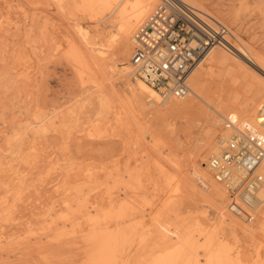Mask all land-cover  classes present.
<instances>
[{"label":"rangeland","instance_id":"374dc122","mask_svg":"<svg viewBox=\"0 0 264 264\" xmlns=\"http://www.w3.org/2000/svg\"><path fill=\"white\" fill-rule=\"evenodd\" d=\"M199 1L264 61V0ZM0 4L5 14L0 25V264H101L94 263L98 260L115 264L118 258L117 264H153L178 248H184L180 264H207L204 249L208 255L221 250L229 254L231 257L222 264H264V226L251 225L246 219L247 209L239 211L232 199L230 203L234 202L237 210L232 207L234 212H230L229 201L211 195V190L193 175L194 158L205 136L208 117L217 116L214 110L192 101H167L154 107L147 101L148 110L167 112L175 105L185 110L166 119L142 114L126 97L127 86L117 73L123 64L129 65L134 48L125 57L124 42L118 41L105 56L100 52L115 33L112 20L98 23L100 18H91L82 8L68 3L62 8L56 0H0ZM78 23L90 31L86 36L98 50L87 48L97 69L93 76L87 70L79 71L69 57L68 39L77 37V44H82ZM228 38L238 45L233 37ZM228 47L250 65L232 46ZM252 65L248 68L250 78L244 82L224 77L219 71L214 73L208 80L214 104L236 105L243 101L248 83L264 85V73ZM261 98L252 105L257 106ZM116 114L122 119L116 121ZM225 123L217 126L213 146L225 133ZM213 152L210 149L207 153L209 172ZM118 168L126 172L121 183L115 179ZM130 172L136 176L128 181ZM167 173L171 178L165 179ZM107 187L113 200L116 196L124 200V191L130 189V195L136 192L144 200L140 208L143 212L137 210L136 231L124 226L121 232L126 235H116L120 226L111 203H90L98 190L102 194ZM128 206L134 204L128 202ZM65 214L71 216L68 224L58 221Z\"/></svg>","mask_w":264,"mask_h":264},{"label":"bare ground","instance_id":"6f19581e","mask_svg":"<svg viewBox=\"0 0 264 264\" xmlns=\"http://www.w3.org/2000/svg\"><path fill=\"white\" fill-rule=\"evenodd\" d=\"M4 1V0H2ZM60 6L63 8V5L68 3L71 4L72 7L76 8H82L83 11L86 13V15L91 16V18L94 19H99L97 22L101 23L107 20H112V27L115 28V33L112 34L109 37V42L108 45L104 46V48H100L102 51V54H104L103 56H105L107 54L108 51H110L113 46L118 42H124L123 44V55L125 57H127L130 53V48L135 46V42H134V37H135V33L136 31L143 26L146 21L149 19V17L151 16V14L153 13V11L157 8L158 4H159V0H56ZM184 2L189 5L195 16L198 17L199 19L205 21L206 23H208L209 25L216 27L218 24H222L220 22V19L214 15L211 11H209L206 7H204V5L201 3V1L199 0H184ZM5 3V2H4ZM80 4V5H79ZM208 4V3H207ZM79 5V6H78ZM61 8V9H62ZM24 9V7H23ZM22 9V10H23ZM3 7L0 4V25L2 23H4L5 21V17H4V13H2ZM82 12V11H81ZM16 13V12H15ZM19 13V12H18ZM46 14V13H45ZM17 16V15H16ZM23 16V15H22ZM9 17V16H8ZM18 17V16H17ZM7 18V16H6ZM9 19V18H7ZM4 20V21H3ZM11 20V19H9ZM16 21V20H15ZM11 23H13L11 21ZM7 24V23H6ZM79 24V23H78ZM10 25V24H9ZM8 26V25H7ZM77 27V26H76ZM79 28L76 29L78 30L77 32L80 34V36L82 37V44H80V42L78 41L79 44H77V37L76 38H69L68 39V48H69V60H71V62H74V66L76 65L77 68L79 69V71L82 72L87 70L92 76L96 75L97 73V69L95 67V63L91 60L90 61V56L88 54L87 48H93L94 51H98L95 49V46H91V41H90V37L86 36L90 31L88 29H84L82 28V26H78ZM88 27V26H87ZM106 29V28H105ZM98 30V29H97ZM96 30V31H97ZM100 30V29H99ZM106 31V30H105ZM230 31V30H229ZM101 32V31H100ZM233 37V39H235L238 42L237 44H234L233 42L229 41V45L232 46L240 55L241 57L245 58V60H247L250 65H252L253 67H257V70L259 69L260 71H262L264 73V61H262L261 59L257 58L258 54H255L252 47L237 33H234L233 31L230 32V38ZM65 38V37H64ZM91 50V49H90ZM67 51V52H68ZM92 51V50H91ZM19 53V52H18ZM232 50L226 46V47H215L213 49H211L209 51V53L207 54L206 58L203 60V62L195 69V71L192 73V75L190 76L189 80H188V84L189 87L191 89V94L188 95L185 98H171V97H164L163 95H161L159 92H157L156 90H154L153 88H151L145 81H143L141 78L135 76L134 74V68L131 62V58L129 61V65H125L123 64V68L121 70H119L117 73L118 75H120V77L122 78V82L126 84L127 89H128V93L126 94V97L128 98V100L132 103V105L134 106V108H136L137 110H139V112H141L142 114L145 115H150L153 118L156 119H166L168 117V115L171 114H181L184 110V108H181L179 105H175L173 106L172 109L168 110L167 112H160L157 110H148L146 108V102L148 101L151 107L157 106V105H164L167 101H175V102H180V103H185L187 101H192L193 104L196 105H205L207 107H209L210 109L214 110L217 114V116H211L209 115L208 117V122H207V127H206V132H205V136L204 138L201 140V143L199 145V149L197 151V154L194 158V172L193 175L196 177V179L198 181H200V183L203 184L204 187H207L205 189H210L211 191V195L215 196V197H220L222 199H224L225 201H229V205H230V212H234V210L232 209L234 205V202H231L230 196H229V192L227 191V189L224 187V185L222 183H220L215 177H214V173L210 168L209 162H208V166L210 169V172L213 173V176L210 174L209 170L207 169V162H206V158H207V153L208 150L212 149L214 152L210 155L209 158H211V156L219 153L224 146V137L229 135L228 130L226 129V124L227 123H232L235 125H240L244 122H248L255 130L259 131L260 133L264 134V85L263 84H257V83H248L245 92L243 94V101L236 104V105H229V106H219L214 104L213 100L210 97V92H211V88L208 84V80L212 79L214 76V73L216 71H219L221 73L222 76L224 77H230L236 80H239V78L244 82V81H248V79L250 78L249 75V69H252L251 66L249 64H246L245 62H243L240 58H238L237 56H234L232 54ZM67 56V54H66ZM102 56V55H99ZM100 58V57H99ZM114 58V57H113ZM101 59V58H100ZM102 61V59H101ZM104 61V60H103ZM121 62H123L124 60H120ZM72 62V63H73ZM101 64V63H100ZM109 65V64H108ZM97 66V65H96ZM107 66V65H106ZM76 68V67H75ZM108 68V66H107ZM99 70V69H98ZM105 70V69H104ZM86 73V72H85ZM82 76V75H81ZM130 76L133 77V80H130ZM94 81V80H93ZM96 81V80H95ZM95 83V82H94ZM105 83V82H104ZM97 85L96 87H98L97 82L94 84ZM115 86V85H114ZM262 97L260 102L258 104H256L257 106L252 105L255 102V99L257 97ZM123 97V96H122ZM174 99V100H171ZM221 103V102H220ZM111 108V106H110ZM114 111V110H113ZM135 112V111H134ZM122 113V112H121ZM123 114V113H122ZM113 115V114H112ZM117 115V114H116ZM134 116V115H133ZM116 121H119L120 118L119 115L115 116ZM113 120V119H112ZM222 121H226L225 123V133L222 134L219 138V140L215 143V146H213L214 141H215V137H216V128L217 126H219L221 124ZM115 122V121H114ZM120 125L122 124L121 122H119ZM118 124V123H117ZM99 127V126H98ZM224 132V131H223ZM138 133H136L135 135L137 136ZM152 135V134H151ZM129 136V135H128ZM131 136V135H130ZM134 136V135H133ZM139 136V135H138ZM150 136V135H149ZM120 138V137H119ZM126 138V137H125ZM123 139V138H122ZM138 139V137H137ZM134 140V139H133ZM141 140V139H140ZM153 140V139H152ZM124 141V140H123ZM129 141V140H128ZM127 141V142H128ZM154 141V140H153ZM131 142V141H130ZM136 142V140H135ZM130 144V143H129ZM136 145V144H135ZM138 145V144H137ZM213 146V148H212ZM135 151V150H134ZM124 154V153H123ZM126 154V153H125ZM136 154V153H135ZM136 156H134L135 158ZM128 159V158H127ZM130 159V158H129ZM136 159V158H135ZM134 159V160H135ZM117 161V160H116ZM119 161V159H118ZM139 161V160H138ZM115 163V161H114ZM178 163V162H177ZM175 164V162H174ZM192 164V163H191ZM123 165V164H122ZM166 165V164H164ZM133 166V165H132ZM157 166V165H156ZM159 166V164H158ZM157 166V167H158ZM134 167V166H133ZM132 167V168H133ZM139 167V166H138ZM163 167V166H162ZM161 167V168H162ZM178 167V166H177ZM88 168V167H87ZM82 169V168H81ZM92 169V168H90ZM136 169V168H135ZM159 169V168H158ZM164 169V167L162 168ZM96 170V169H94ZM160 170V169H159ZM81 172V170H79ZM78 171V172H79ZM84 171V170H83ZM88 173H91L89 170H85ZM98 171V170H97ZM167 171V170H166ZM183 171V170H182ZM79 174H82L80 173ZM112 172V171H111ZM116 172V171H115ZM125 171L123 170H119L116 172V182L117 183H121L122 180L124 179V174ZM132 172V171H131ZM131 175H126L129 178H134L136 175L135 173H131ZM134 172V171H133ZM146 172V171H145ZM170 172V174H172L171 171H167ZM113 173V172H112ZM162 173V172H159ZM166 173V172H165ZM176 173V172H175ZM111 174V173H110ZM109 174V175H110ZM126 174V172H125ZM148 174V173H147ZM169 173L166 174L165 179H169L167 178L170 177ZM257 174L260 176V178L263 180L264 182V160L262 162V164L260 165V167L257 170ZM74 175V174H71ZM85 175V174H83ZM89 175V174H88ZM139 175V174H138ZM163 175V174H162ZM75 176V175H74ZM73 177V176H72ZM81 177H83L81 175ZM89 177V176H88ZM176 177V176H175ZM171 178V177H170ZM71 179V176H70ZM69 179V180H70ZM84 179V178H83ZM89 179V178H88ZM149 179L151 180L152 177ZM179 179V178H178ZM68 180V183H69ZM79 180V179H78ZM128 180V179H127ZM136 180V179H135ZM176 180V179H175ZM180 180V179H179ZM178 180V181H179ZM196 180V181H197ZM77 181V180H75ZM114 182V180H112ZM126 181V180H125ZM124 181V182H125ZM129 181V180H128ZM126 181V182H128ZM169 180H166V182ZM172 181V180H171ZM174 181V179H173ZM73 182V181H72ZM109 182V181H108ZM123 182V183H124ZM125 182V183H126ZM132 182V181H131ZM130 182V184H131ZM149 182V181H148ZM177 184L178 182L175 181ZM174 182V184H175ZM75 183V182H74ZM124 183V184H125ZM136 185H138V182H135ZM134 183V184H135ZM169 183V182H167ZM107 184V182L105 183ZM170 184V183H169ZM181 184V183H180ZM103 185V184H102ZM111 185V184H110ZM109 184H107V186L110 187ZM117 185V184H116ZM136 185H130L131 188L132 186H134L136 188ZM146 185V184H145ZM143 186V187H147V186ZM159 185V184H158ZM176 185V184H175ZM139 186V185H138ZM151 186V185H150ZM170 186V185H169ZM172 186V185H171ZM104 187V185H103ZM105 189L103 191L102 194H99V190L97 193H95V195L93 196V198L90 201V203L92 202V205L95 203H104L105 205H107L108 203H111V212L114 216V219L116 220V223L119 224L120 227H118V230L116 232V235H126V234H122L121 230L122 227L123 228H129L130 230H135L136 231V226H137V222L139 215H138V209L140 210V208L143 207L144 204V200L140 198L138 193H133L132 191V195H130L131 193V189L128 191H124V200H120L118 199V196H116V199H111L109 194L110 191L108 190V188ZM127 187V189H129V184L128 186H126L125 184V188ZM129 187V188H128ZM133 187V188H134ZM179 187V186H178ZM176 187V188H178ZM192 187V186H191ZM106 188V187H104ZM112 188V186H111ZM140 189V187H138ZM156 188V187H155ZM161 188V187H160ZM103 189V188H102ZM110 189V188H109ZM159 188H156V190H158ZM175 189V188H174ZM180 189V188H179ZM87 190V189H86ZM109 191V193L107 191ZM111 190V189H110ZM132 190H137L138 189H132ZM144 190V189H141ZM146 190V189H145ZM113 191V190H112ZM120 191V190H119ZM101 193V191H100ZM121 193V191H120ZM148 193V191H147ZM154 193V191H153ZM160 193H162V191H160ZM199 193V192H198ZM149 194V193H148ZM111 195V194H110ZM119 195V193H118ZM147 195V194H146ZM163 195V194H162ZM112 196V195H111ZM144 196V195H142ZM148 196V195H147ZM85 197V196H84ZM87 197V196H86ZM85 197V198H86ZM205 197V196H204ZM146 198V197H145ZM79 199V198H78ZM84 199V198H83ZM156 199V198H155ZM86 200V199H85ZM146 201V199H145ZM154 201V200H153ZM208 201V200H207ZM224 201V202H225ZM232 201H235V204H237L235 207L237 209H239V211H242L244 209H246V206H244L241 202H236L235 199H232ZM73 202V201H72ZM128 202H130L131 206L132 203L134 204V207H127ZM132 202V203H131ZM147 202V201H146ZM151 202V201H150ZM262 202H264V185L255 193V205L257 206L254 209V212H252L250 210L251 216H252V220L251 221V225H257L260 228H262L264 226V210L260 213V211L264 208V205H261ZM85 203V202H84ZM143 203V204H142ZM160 203V202H159ZM157 203V204H159ZM139 204H142L141 207H139ZM161 204V203H160ZM228 204V203H227ZM70 205V204H69ZM72 205V203H71ZM103 205V204H102ZM124 205L125 208H124ZM148 205V202L147 204ZM150 205V203H149ZM11 206V205H10ZM9 206V207H10ZM99 206V204H98ZM226 206V205H225ZM108 207V206H107ZM11 208V207H10ZM147 208V206H146ZM145 208V209H146ZM150 208V207H149ZM229 208V207H228ZM234 208V207H233ZM8 209V208H7ZM106 209V208H105ZM109 209V207L107 208ZM148 209V208H147ZM235 209V208H234ZM235 209V210H237ZM6 210V209H5ZM4 210V211H5ZM142 210V211H141ZM141 213L143 212L144 209H141ZM150 210V209H149ZM8 211V210H6ZM82 211V210H81ZM139 211V212H140ZM105 212V211H104ZM148 212V211H147ZM146 212V213H147ZM244 212V211H243ZM145 213V211H144ZM221 213V212H220ZM240 213V212H239ZM247 213V212H246ZM6 214V213H5ZM207 214V213H206ZM225 215V214H224ZM5 216V215H4ZM9 216V215H8ZM145 216V215H144ZM98 217V216H97ZM107 217V216H105ZM112 217V216H111ZM110 217V219H112ZM156 217V215H155ZM225 217V216H224ZM240 221H243V216H238ZM70 218L71 216L68 214H65L63 216H61L60 218L58 217V221L64 222V224H68L70 222ZM256 218V221H254ZM7 219H9L7 217ZM82 219V218H81ZM103 219V218H102ZM106 219V218H105ZM109 219V220H110ZM225 219V218H224ZM100 220V219H99ZM151 220V219H150ZM75 221V220H74ZM77 221V220H76ZM101 221V220H100ZM105 222V220H103ZM113 221V220H112ZM254 221V222H253ZM52 222V220L50 221V223ZM81 222V221H79ZM77 222V223H79ZM110 222V221H109ZM115 222V221H114ZM113 222V223H114ZM60 223V222H59ZM141 223V222H140ZM143 223V222H142ZM148 223V222H147ZM154 223V222H153ZM75 224V222H74ZM149 224V223H148ZM216 224V223H215ZM50 225L53 226V223H51ZM72 225V224H70ZM113 225V224H112ZM144 226L145 224H141V226ZM249 225V226H251ZM55 226V225H54ZM125 226V227H124ZM67 227V226H66ZM65 227V228H66ZM71 227V226H70ZM76 227V226H75ZM138 227V226H137ZM148 227V226H147ZM52 228V227H50ZM55 230V227H53ZM58 228V226H57ZM79 228V226L77 227V229ZM85 230H88V227L85 226L84 227ZM100 228V227H99ZM98 228V229H99ZM116 228V227H115ZM176 228V227H175ZM67 229V228H66ZM74 229V228H73ZM95 229V230H98ZM141 229V228H140ZM152 229V227H151ZM150 229V230H151ZM63 230V229H62ZM61 230V232H62ZM70 230V229H69ZM75 230V229H74ZM84 230V231H85ZM100 230V229H99ZM142 230V229H141ZM140 230V231H141ZM236 230V229H235ZM52 231V230H51ZM50 231V232H51ZM147 231V230H146ZM149 231V230H148ZM75 232V231H74ZM107 232V231H106ZM120 232V233H119ZM139 233V231H137ZM192 232V231H191ZM195 232V231H194ZM79 233V232H78ZM92 233H94L92 231ZM112 233V232H111ZM150 233V232H149ZM55 234V233H54ZM76 234V233H75ZM109 234V233H108ZM130 234V233H129ZM134 234V233H133ZM137 234V233H136ZM140 234V233H139ZM151 234V233H150ZM93 235V234H92ZM95 235V234H94ZM189 235V234H188ZM192 235V234H191ZM211 235V234H210ZM215 235V234H213ZM86 236V235H85ZM88 236V235H87ZM86 236V238H87ZM107 236V235H106ZM147 236V234H146ZM186 236V235H185ZM197 236V235H195ZM201 236H203V234L201 233ZM237 236V234H236ZM124 237V236H123ZM131 237V236H130ZM134 237V236H133ZM132 237V238H133ZM140 237V236H139ZM189 237V236H188ZM200 237V236H198ZM205 237V236H204ZM95 238V237H93ZM125 238V237H124ZM131 238V240H132ZM202 238V237H200ZM215 238V237H214ZM218 238V237H217ZM238 238V237H237ZM89 236H88V240H89ZM96 239V238H95ZM101 239V238H100ZM116 239V237H115ZM134 239V238H133ZM138 239V238H137ZM177 239V238H176ZM195 239V238H194ZM198 238H196L197 240ZM206 239H208L206 237ZM91 240V239H90ZM102 240V239H101ZM107 240V239H105ZM114 240V239H113ZM136 240V239H135ZM175 240V239H174ZM187 241L189 240L186 239ZM204 240V239H203ZM218 240V239H217ZM179 241V240H178ZM206 241V240H205ZM219 241V240H218ZM221 241V239H220ZM106 245H108L107 247L112 248V246H109L110 244H108V241ZM113 242V241H112ZM142 242V241H141ZM194 242V241H192ZM86 243V242H85ZM114 243V242H113ZM112 243V244H113ZM130 243V242H129ZM134 243V240H133ZM140 243V242H139ZM189 243V242H187ZM186 243V244H187ZM197 243V241L195 242ZM199 243V242H198ZM209 243V241H208ZM214 243V242H213ZM217 243V242H216ZM100 244V243H98ZM115 244V243H114ZM132 243H130L131 245ZM135 244V243H134ZM192 244V243H191ZM120 245V244H119ZM127 244H125L126 246ZM185 245V244H184ZM188 245V244H187ZM210 245V244H208ZM124 246V247H125ZM178 246V245H177ZM193 246V245H192ZM195 246V245H194ZM197 248L198 244L196 245ZM217 246V245H216ZM99 247V246H98ZM97 247V248H98ZM105 247V246H104ZM128 247V246H127ZM119 249V247H117ZM116 248V249H117ZM130 248V247H129ZM196 248V247H195ZM196 248V249H197ZM108 249V248H106ZM193 249V248H192ZM195 249V250H196ZM105 249L103 248L102 251ZM111 250V249H110ZM109 250V251H110ZM124 250V249H123ZM194 250V249H193ZM201 250V249H200ZM205 250V255L207 256V264H222L223 261H228L229 254H227L224 251H220L219 253L215 254V255H208V251L207 249ZM202 250V251H204ZM211 250V248H210ZM101 251V250H100ZM101 251V252H102ZM107 251V250H106ZM108 251V252H109ZM163 251H166V249H163ZM169 251V250H167ZM97 252V251H96ZM99 252V254L101 253ZM113 252V251H112ZM197 252V251H196ZM212 252V251H211ZM164 253V252H163ZM102 254V253H101ZM100 254V255H101ZM114 254H115V250H114ZM111 254V255H114ZM117 254V253H116ZM123 254V253H122ZM118 255V254H117ZM125 255V254H124ZM200 255V254H199ZM232 255V254H231ZM93 257L95 255H92ZM102 256V255H101ZM99 256V257H101ZM107 256V253H106ZM110 256V255H109ZM104 257V256H103ZM112 257V256H111ZM116 257V256H115ZM119 257V255H118ZM121 257V256H120ZM184 257V248H178L176 250H174L173 252L167 254L162 260L156 261L154 262L155 264H180L181 259ZM193 257V255H192ZM117 258V257H116ZM153 258V257H152ZM159 258V257H158ZM191 258V257H190ZM189 258V259H190ZM93 259V258H92ZM96 259V258H95ZM98 259V258H97ZM96 259V260H97ZM100 259V258H99ZM103 259V258H102ZM106 259V258H104ZM114 259V258H113ZM231 260L233 258H230ZM115 260V259H114ZM113 260V261H114ZM191 260V259H190ZM202 260V259H201ZM94 261V260H93ZM98 260L94 263L100 262L101 264H107V262H104L105 260ZM119 261V258H118ZM118 261L116 260V262L118 263ZM126 261V260H125ZM128 261V260H127ZM189 261V260H188ZM90 262V261H89ZM110 262V261H109ZM108 262V264H109ZM152 262V261H151ZM183 262V261H182ZM203 262V261H202ZM230 262V261H229ZM236 263V261H234ZM260 262V261H259ZM91 263V262H90ZM113 263V262H111ZM115 263V264H117ZM153 263V264H154ZM186 263V262H185ZM225 263V262H224ZM187 264H193L192 261L187 262ZM201 264V263H200ZM228 264V263H227Z\"/></svg>","mask_w":264,"mask_h":264},{"label":"built area","instance_id":"2783aa9c","mask_svg":"<svg viewBox=\"0 0 264 264\" xmlns=\"http://www.w3.org/2000/svg\"><path fill=\"white\" fill-rule=\"evenodd\" d=\"M228 37L225 25L213 27L199 19L184 0H159L135 33L134 74L164 97L185 98L191 94L192 73L211 49L228 46ZM226 129L229 135L223 139V149L211 156L209 165L231 198L246 206L250 222L249 211L257 207L255 193L264 185L257 174L264 160V134L248 122L227 123Z\"/></svg>","mask_w":264,"mask_h":264}]
</instances>
